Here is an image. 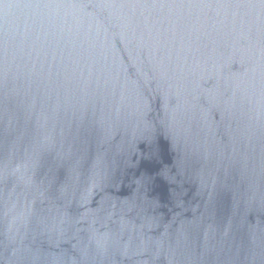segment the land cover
Wrapping results in <instances>:
<instances>
[{
  "label": "water",
  "instance_id": "1",
  "mask_svg": "<svg viewBox=\"0 0 264 264\" xmlns=\"http://www.w3.org/2000/svg\"><path fill=\"white\" fill-rule=\"evenodd\" d=\"M0 264H264V0H0Z\"/></svg>",
  "mask_w": 264,
  "mask_h": 264
}]
</instances>
